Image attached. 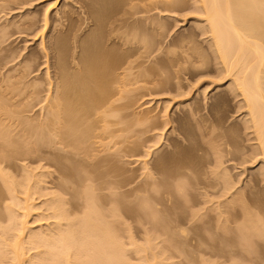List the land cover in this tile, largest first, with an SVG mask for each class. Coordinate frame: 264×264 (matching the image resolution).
Instances as JSON below:
<instances>
[{
    "label": "bare ground",
    "instance_id": "obj_1",
    "mask_svg": "<svg viewBox=\"0 0 264 264\" xmlns=\"http://www.w3.org/2000/svg\"><path fill=\"white\" fill-rule=\"evenodd\" d=\"M10 2L0 0V7L10 6ZM28 2L15 6L19 13ZM44 2L42 32L49 27L53 11L56 18L62 15L58 5L54 6L60 0ZM193 2L192 11L197 14L194 30L179 38L178 45L175 39L166 53L176 56L168 58L169 65L183 71L189 65L192 71L196 70L194 73L207 69L209 52L215 59L214 81L201 84L202 78H197L194 84L201 85L193 93L196 97L202 94L204 105L214 116L210 125L202 117L208 127L205 123V135L203 131L200 135L207 139L213 157L208 163L211 167L202 174L196 159L193 163L196 147L191 158L190 150L186 155L180 149L183 143L180 145L179 137L193 143L183 129L185 121L199 123L205 107L200 101L192 106L188 103L190 98L173 106L175 111L188 108L185 120L168 114L167 122L173 125L170 133L162 136L175 137L169 140L171 149L167 156L156 158L160 145L152 152V165L145 162L146 178L152 179L151 184L130 189L128 183L122 185L120 180L125 179L121 158L137 156L135 152L141 147L151 149L145 144L155 138L148 134L155 131L158 119L151 115L134 118L129 113L135 106L134 93L145 88L142 83L158 82L165 86V94L174 96L163 102L166 105L195 89L193 83L194 88L190 85L188 91L187 86L178 85L167 89L170 79L165 70L156 67L163 59L155 58L156 52L161 51L157 48L161 45L158 37L168 30V23L161 21L158 13L176 18L173 14L183 11L187 0H73L69 11L65 4V15L60 17L70 25L71 16H77L72 22L75 29L69 28L74 32L71 60L66 59L68 48L58 32L48 37V44L46 36H38L40 31L29 39L41 40L39 51L46 58L44 66L32 51L19 60L20 64L13 63L18 55L5 47L10 25L0 27V264H132L126 256L128 245L123 241V231L130 229L123 223V215L141 223L145 220L152 227L146 233L145 245L136 244L138 264H168L174 253L185 254L187 247L199 243L204 235L198 233H204L212 223L210 228L214 231L232 233L234 251L237 246L248 257L256 250V241L264 243V0ZM9 12L17 13L15 8ZM32 15L22 16L13 25L31 29L37 24L36 15ZM58 26L63 30L55 22L49 27L50 33ZM198 36L207 40V52L199 47ZM174 46L181 53L176 54ZM40 70H45L41 77ZM210 86L213 89L209 90ZM213 90L214 103L209 104ZM231 101L237 103L236 113H241L239 131L249 143L247 151L240 146L244 139L238 138L243 133L239 135L238 129L226 127L228 121L219 117V110L227 108ZM116 146H121L117 153L111 151H118ZM225 158L232 166L239 162L236 169L251 165L259 166L258 171L249 182V178L245 179L247 182L235 179L232 170L225 166ZM246 169L240 171V176ZM133 182H129L130 186ZM123 187L128 190L121 192ZM148 187H152L154 195L148 194ZM191 189L196 193L190 195H196L192 199ZM188 199L194 200L191 206ZM187 203L186 216L181 213L185 217L176 218L177 209ZM36 223L37 227L31 226ZM214 231L211 234L215 238ZM193 233L197 237L191 239ZM135 242L129 243L134 246ZM167 243L170 245L165 247ZM243 257L240 259L249 263ZM249 258L251 263L254 259Z\"/></svg>",
    "mask_w": 264,
    "mask_h": 264
},
{
    "label": "rangeland",
    "instance_id": "obj_2",
    "mask_svg": "<svg viewBox=\"0 0 264 264\" xmlns=\"http://www.w3.org/2000/svg\"><path fill=\"white\" fill-rule=\"evenodd\" d=\"M9 2L10 1H12V0H8ZM23 0H21V1H19V0H17V1H12V2H10L9 4H10V6H5L4 8L3 7H0V27H3V26H8V25H10L9 26V28H7L8 30H7V32L9 33L8 34V39L7 40H9V41H7L6 43H8V44H6V46L5 47H7V50H9V52H10V50L12 51V52H14V53H16V55H18L17 56V59H18V62L15 60L13 63H17V65L18 64H20L21 62L20 61H22L23 59H24V57H28V55L30 54L29 52H34V53H36V55L38 56L37 57V62H39V64L40 65H43L44 66V64H45V56L43 55V54H40L41 53V51H39L41 48L39 47V44H40V42H41V40H39V41H31V40H29V39H32V35H34L37 31L39 32V35L38 36H46V42H47V44H48V40L50 41V37L52 36H56V34H57V32H58V34H59V39H61V42H63V39H64V41L66 42V48H68L67 49V55H66V59L68 58V60L70 59L71 60V55H72V47L74 46V44H73V38H74V36H73V34H74V32L72 31V30H74L75 29V27L73 26V24H72V22H73V20L77 17V16H75V15H72L71 16V23H70V25H69V23L67 22V20L66 19H64V21L60 18L61 16H64L63 15V11L62 10H64V6H65V4H67L66 2H64L65 0H60V3L58 2L56 5H54V6H57L58 5V8H59V10H60V12H62V15L60 16V17H57L56 18V16H55V11H53L52 13H51V17H50V23H52V24H55V22H56V25H59L60 24V27L61 26H63L64 25V22H67V23H65V25L63 26V30L61 29V28H59V26H58V29L56 30V31H54L53 33H50V30H49V27H50V25H52V24H48L49 25V27L47 26V28H46V30L45 31H43L42 32V30H43V28H44V21H43V19H44V14H45V7H46V3L47 2H44V1H46V0H24L23 2H30V4L32 5L33 4V6L31 7V5H28L29 4V2H28V4H27V6H29V7H27L26 6V8H24V12L22 11V10H20L21 11V13H19V11H18V9H16V7H18V5H20L21 3H23L22 2ZM16 2V3H15ZM33 2V3H32ZM71 2H73V0H70V2L68 1V6H69V8H67L66 9V11H69L70 10V6H73V4L74 3H72L71 4ZM194 2H193V0H187V6H186V8L183 10V11H177V13L176 14H173L174 16L176 15V18H172V17H167V16H163V15H165V14H163V13H165V12H159L158 13V18L159 19H162L161 21H164V22H166V23H168L167 24V26H168V30H166L167 32H165V33H163V35L160 37H158V42L162 45V47H161V45L160 44H158V45H160V46H158L157 48H160V50L163 52H161V51H159L158 53L156 52V54L158 55H156L155 56V58L157 57V59H163V62H164V64H163V62H162V64H159V65H157L156 67H159V69L160 70H165L166 71V75H167V77H169V79H170V85H168V86H166L167 87V89H169V88H171V87H174V86H176L177 87V85L178 86H181V87H183V88H186V86H187V91H188V88L189 87H191L192 86V83L194 84V82L195 81H197L199 78L203 81H201V84L202 83H206V82H212V81H214L213 79L216 77L215 76V71L217 70V67H216V63H215V59L213 58V56H212V53L211 52H209V54H211V57H209V66L207 67V69H199V72L200 73H198V70H197V72H193V71H196L195 69L192 71V68L189 66V65H185V67L187 66V69L185 68L184 70H186V71H183V69L181 68H179V67H176V69H175V67L172 65V63L169 65V63H168V58H176V56L175 55H173L172 56V54L171 55H168L167 53H169V49H171V48H169V45H172L173 46V44H174V42H175V44L177 43V41L179 42V38H181V37H183V36H187L188 35V33L191 31V30H194V29H192V28H194V26H195V21H194V19L195 18H197V14H195L193 11H192V8L194 7L193 4ZM8 4V3H7ZM8 4V5H9ZM71 4V5H70ZM16 6V7H15ZM193 6V7H192ZM25 7V6H24ZM2 8V9H1ZM15 8V10H16V14H14L15 12H9L10 11V9H14ZM69 9V10H68ZM2 10H3V12H2ZM5 10V11H4ZM73 10V9H72ZM75 11H77V9L75 8L74 9ZM161 11V10H160ZM9 13V14H8ZM5 14H8V16H4ZM26 14H33L32 16H34L35 17V15H36V19H35V21H36V25L35 26H32L31 27V29H28L29 27L28 26H26L27 27V29L25 28V27H20V29L17 27L16 28V26L15 25H13V24H15V22L16 21H19V19L21 20V18H22V16H24V15H26ZM35 14V15H34ZM168 15H172V14H170V13H168ZM160 16V17H159ZM59 18L61 19L60 21H59ZM58 19V20H57ZM66 20V21H65ZM76 20V19H75ZM75 20H74V22H75ZM58 21V22H57ZM59 23V24H58ZM12 24V25H11ZM75 25V24H74ZM181 25H183V26H181ZM69 26V27H68ZM71 26V27H70ZM76 26V25H75ZM170 27V28H169ZM72 28V30H70V29ZM69 30V31H68ZM49 32V33H48ZM56 32V33H55ZM66 32V33H65ZM71 32V33H70ZM57 34V35H58ZM164 34H165V36H164ZM51 35V36H50ZM73 36V37H72ZM49 37V38H48ZM63 39H62V38ZM176 39V40H175ZM197 43H199V47H201V49L203 50V49H205V51L207 52L209 49H208V44L206 43L207 42V40L205 39V38H203V36L201 37V36H198L197 38ZM175 40V41H174ZM205 40H206V42H205ZM161 41V42H160ZM174 41V42H173ZM31 42H33L32 43V45L30 44ZM64 42V43H65ZM172 42V43H171ZM63 43V44H64ZM68 44V45H67ZM73 44V45H72ZM176 45H178V44H176ZM64 47V48H65ZM175 47L177 48V49H175ZM26 48V49H25ZM65 48V49H66ZM167 48H169V49H167ZM176 50L177 51V53L176 54H178V53H181V51L178 49V47L177 46H174V48L172 47V50ZM168 50V51H167ZM66 51V50H65ZM69 51V52H68ZM166 51H167V53H166ZM178 51H180V52H178ZM29 53V54H28ZM159 53H161V54H159ZM22 54V55H21ZM68 56V57H67ZM170 56V57H169ZM210 56V55H209ZM20 57V58H19ZM20 60V61H19ZM67 60V61H68ZM151 60H153V59H151ZM165 60V61H164ZM69 62V61H68ZM215 64V65H214ZM173 67H172V66ZM189 66V67H188ZM216 67V68H215ZM163 68V69H162ZM174 68V69H173ZM179 68V69H178ZM158 69V68H157ZM188 70V71H187ZM203 70V71H202ZM193 72L192 74H190V72ZM205 72V73H203V75H202V77H201V75L199 76V74H202V72ZM42 72V73H41ZM44 72H45V70H40L39 71V73H41L40 74V77L41 76H43L44 75ZM208 72V73H207ZM212 72V73H211ZM217 72V71H216ZM214 73V74H213ZM195 74H198V76L196 77V76H194ZM37 77H39V76H37ZM198 78V79H197ZM196 79V80H195ZM199 79V80H200ZM217 83V82H216ZM155 84V85H154ZM159 83L157 82H155V83H152V84H141L142 86L141 87H145L144 89H139L138 91H136L135 93H134V96L136 95V98L134 97V99H133V101L135 102V106H133V109L132 110H130V112H129V110H128V112L129 113H132L133 115H135L134 116V118H141V117H144V116H146V115H151V116H157L158 117V119L156 118V124H155V126H157V128L155 127V131H152L151 132V134H148L149 136H151L152 138L153 137H155V138H153L152 139V141H151V143L149 142V144L147 143V144H145V145H149V147L151 146V149L150 150H148L147 148L145 149V148H142L141 147V149L139 148L136 152H135V154L137 153V156H135V155H133V156H125L124 158H121V164L120 165H122V168H123V171H124V173H125V175H123L124 177H125V179L122 177L120 180H121V182L123 183L122 185H126V183H128L129 185H128V187L127 188H133V186L134 187H136V186H144V185H149V183L151 184V182L150 181H152V179H148V178H146V173H147V171H146V168H145V162H149L151 165H152V163L155 161V159H154V156H153V158H152V152L154 151V149L155 148H157V147H159L160 145H161V147L159 148V152L157 153V155H156V158L157 157H163L164 155L165 156H167V154H168V150H170L171 149V147L169 146V140H171L173 137H175L174 135L175 134H169V136L167 135L166 137H163V136H165V134L167 133V132H169L170 133V131H169V129L172 127V125L173 124H170L169 123V121L167 122V120H169V119H167L169 116H168V114L169 115H172L173 114V117H175V119L177 118V117H180V118H182V119H184L185 120V118H183V116H184V113L185 112H188V108H184V109H181L180 111L178 110H176L175 111V107H173L174 106V104H176V103H180V102H184V101H186V100H188V99H190L191 98V101H189L188 103L189 104H191L192 106H194L195 104H196V102L198 101V103H199V101H200V104L202 105V106H205L204 104V102L203 101H205L204 100V98H203V96H201V95H198L197 97H196V94L193 96V93H194V90H196V88H198V87H200V85H193V86H195V89H193L192 90V92L189 94V95H186V96H182L181 98L179 97V98H176V99H174L173 100V103H169V104H167L166 103V105L165 104H163V102H165V101H167V100H170L171 98H173L174 96H173V94H165V92L164 91H162V89H164L165 88V86L164 87H162L163 85L161 84H159ZM180 84V85H179ZM183 84V85H182ZM174 85V86H173ZM191 85V86H190ZM214 85V84H213ZM139 86V85H138ZM192 86V88H194ZM215 86V85H214ZM214 86H210V88H209V90H211V89H213V87ZM176 87H174V88H176ZM45 88V87H44ZM141 90V91H140ZM166 90V89H165ZM208 90V91H209ZM160 91V92H159ZM184 91H185V89H184ZM157 92V93H156ZM164 92V94H160V93H163ZM160 95H159V94ZM187 93V92H186ZM215 93V91L213 90L210 94H209V98H210V100H209V104H210V102H211V98H213L214 97V94ZM44 95H45V93H43ZM155 94V95H154ZM158 94V95H157ZM214 94V95H213ZM44 95H42V96H44ZM175 95V94H174ZM211 95H212V97H211ZM196 97V98H195ZM193 99V100H192ZM133 102V103H134ZM160 102V103H159ZM159 103V104H158ZM212 104L214 103L213 101L211 102ZM230 105V106H229ZM165 106H168V108L166 109L165 108ZM228 106H229V108H228ZM182 107V106H181ZM228 108V109H227ZM227 108L225 107V109H223V110H219L220 112H219V117H220V119L222 118V121L224 122V121H228V123H226L225 125H226V127H231L232 126V128H235L237 131H238V134L240 135V133L242 134L243 132L241 131H239V130H242V128H240V120H241V116H239L241 113H239V114H237L236 112H237V103L236 102H234V101H231V103L229 104L228 103V105H227ZM227 109V110H226ZM165 110L167 111L166 113H165ZM204 111V112H203ZM203 113L201 112V114L199 115V119H198V122L199 123H197V122H194V121H185L184 123V130H185V133L187 134V136L188 135H190V137H191V140H192V142L193 143H187V142H185V141H183L180 137H179V142H180V145H181V143H183L181 146H180V149H181V147H182V152L184 153V154H186V153H188L189 152V150H190V152L192 153H190L191 154V156H189L190 154L188 153V157L189 158H191L192 157V155H193V151H194V149H195V151H194V153H196L194 156H195V158H194V156L192 157L193 158V163L194 164H196L195 162V160L194 159H196L197 160V167L198 166H200V168H201V170H200V172H202V174H204L205 172L207 173V172H209V169L208 168H210L211 166H210V164L208 165V163L210 162V161H212V156H211V152L209 151V148H208V146L206 145V142L205 141H207V139H205V138H203L204 137V131L203 130H205L208 126H207V121H208V124L210 125V123H211V121H213V117L214 116H211V114L212 113H210L209 112V110L207 109V107L205 106V107H203ZM131 114V115H132ZM178 115V116H177ZM203 115V116H202ZM202 117H205V119H207V121L206 122H204L203 120H205V119H202ZM207 117H209V118H207ZM212 117V118H211ZM210 118L212 119V120H210ZM183 120V121H184ZM169 123V124H168ZM203 123H204V125H203ZM205 123H206V128H205ZM198 126H197V125ZM190 125V126H189ZM153 126H154V124H153ZM177 126V124H175V127ZM202 126V127H201ZM235 126H237V127H235ZM199 127V128H198ZM204 127V128H203ZM231 128V129H232ZM201 130V131H200ZM202 131H203V133H202ZM191 132V133H190ZM240 132V133H239ZM193 133V134H192ZM201 133L202 134H204V135H202L203 137H201L200 135H201ZM168 134V133H167ZM237 134V135H238ZM244 134V133H243ZM243 134L242 135H240V137L238 136V138H240L239 140H242V139H246V136H245V134H244V136H243ZM163 135V136H162ZM237 135H236V137H237ZM148 136V137H149ZM196 137V138H194V137ZM162 137V138H161ZM236 137H235V139H236ZM143 139H145V138H147V135L146 136H143L142 137ZM194 138V139H193ZM230 139V138H229ZM228 139V140H229ZM234 139V140H235ZM244 139V142H240V146H243V147H245L246 148V151L247 150H249L250 149V146H249V143L248 142H245L246 140ZM182 140V141H181ZM238 139H236L235 141H237ZM239 140L237 141L238 143H239ZM157 141V142H156ZM166 142V143H165ZM191 142V141H190ZM236 142V143H237ZM196 144V145H195ZM190 145H192V146H190ZM116 147H118V146H116ZM115 147V148H116ZM120 147L121 146H119L118 148H116V149H118V151H116L115 149H112L111 151H114L115 153H117V152H119V150H120ZM169 147V148H168ZM194 147H196V148H194ZM168 148V149H167ZM191 148V149H190ZM194 148V149H193ZM187 150H188V152H187ZM208 151V154L210 155H208L207 154V152H205V151ZM109 152V153H113V154H115L114 152ZM199 151V152H198ZM128 152H129V154H132V149H130V150H128ZM145 152H149L150 153V155H145L146 153ZM167 152V153H166ZM199 154H198V153ZM113 154H111V155H113ZM207 154V155H206ZM242 154V152L240 153V155ZM110 155V154H109ZM124 155V154H123ZM187 155V154H186ZM240 157V156H239ZM203 158V159H202ZM200 159V160H199ZM202 159V160H201ZM210 160V161H209ZM225 161L227 160L226 158L224 159ZM228 161V160H227ZM227 161L225 162V166H227L228 168H230L231 170H232V175L233 176H235V179H243V180H247L248 178H249V180H248V182L249 181H251L250 179H253V174H256L257 173V171H258V168H259V166L258 167H255V168H251L252 166L251 165H246L247 167H245V169L246 168H248V169H246L247 171H246V173L244 174V175H242V176H240V171H241V173L243 172V170H245V169H236V168H234V166L236 167V166H238L239 164V162H234V166H232V165H230L229 163L227 164ZM203 162V163H202ZM202 163V164H201ZM233 163V162H232ZM151 165H149V167L151 168ZM207 166V167H206ZM148 167V166H147ZM149 167H148V169H149ZM234 168V169H233ZM53 170V169H52ZM208 170V171H207ZM203 171H204V173H203ZM252 174V175H251ZM203 177V176H202ZM198 179L199 178H197V180L196 181H198ZM245 180V182H247ZM50 181V180H49ZM124 181V182H123ZM134 181V182H133ZM120 182V181H119ZM129 182H133V184H131V186H130V183ZM141 184V185H140ZM261 187H262V192L264 193V185L262 184L261 185ZM124 188V187H123ZM121 189L120 191L122 192V191H126V190H128V189H126V188H124V189ZM129 188V189H130ZM152 188V187H151ZM151 188L149 189V187L147 188V190H150L149 192H148V194L149 195H154L155 193H154V191L153 190H151ZM192 190V189H191ZM119 191V190H118ZM119 191V192H120ZM194 194L195 192L192 190V191H189V197H190V195L191 194ZM196 194V193H195ZM128 196V195H127ZM196 197V195H192L190 198L192 199L193 197ZM198 196V195H197ZM199 198H196V199H198V200H200V196H198ZM128 199V198H127ZM130 200H132L131 199V195H130V198H129ZM128 199V200H129ZM190 199H188V201H189ZM194 202V200H190L189 201V204L190 203H193ZM130 204V203H129ZM178 204V205H177ZM189 204L187 203V204H185L184 206H183V208H181V206H182V204H181V206H180V208L179 209H177L176 211H177V213H175V214H177V217H176V215L174 216L173 215V217H176V218H178L179 216L180 217H185L186 216V214H187V210L185 209V208H187V206H189ZM176 205L177 206H179L180 204L179 203H176ZM192 204H190V206H191ZM186 206V207H185ZM183 209V210H182ZM179 210H182V211H179ZM184 210H185V212H184ZM175 211V212H176ZM178 212H179V214H178ZM184 213V215L182 216V214ZM186 213V214H185ZM213 215V214H212ZM123 217L124 218H122L123 220V223H125L126 224V227H128L129 226V228L130 229H128V230H126V231H128L127 233H126V231L124 230L123 231V241H124V243H125V246L126 245H128L127 247H126V254H128V255H126L127 256V258H128V261H130V263H132V264H138L139 262V257H138V255H137V253H136V251H135V247L137 246V245H141L142 244V246H144L145 245V238L147 237V234H148V231L150 230H152V227H151V225H149V223H147L146 224V222H143V221H145V220H143L142 221V223L140 222H138L137 220H134L133 218H132V220H134V221H132L131 220V216H124L123 215ZM126 217V218H125ZM133 217V216H132ZM206 218H208V217H206ZM205 218V220H208V219H206ZM210 220V219H209ZM208 220V221H209ZM138 223V224H137ZM213 225H211L210 224V226L211 227H213L214 226V223H212ZM37 225H38V223H36V224H32L31 226L32 227H37ZM207 226V225H206ZM205 226V227H206ZM210 226H209V229H208V227H206V230L204 231V233H198V231L197 232H195V234H203L204 236V238L202 239V240H200L199 241V243H197V242H194L193 244H194V246L192 245V247L191 248H189V247H187L186 249L188 250H186V253L184 254V253H174V255L172 256V258L168 261V264H233V262H238V263H243V264H264L263 262V260H264V243L261 241H256L255 242V245H254V248L256 249L255 251H254V253H252V254H250L249 255V257H251V258H253L254 260L256 259H258V258H260V259H258L259 261H254V260H251L252 262L250 263V258L247 256V254L246 253H243L242 251H241V253H240V249H238V247L237 246H235V251H234V247L232 246V242H234V239H233V234L232 233H228V234H224V233H222V232H216V231H214V229L213 228H210ZM229 227H234V225H229ZM120 228L122 229L123 228V226L121 227L120 226ZM204 230V229H203ZM203 230H201L202 232H203ZM211 230L212 231H214L215 232V238H214V235H213V237H212V234H211ZM210 231V232H209ZM207 232H209V233H207ZM213 232V233H214ZM147 233V234H146ZM219 233V234H218ZM197 234V235H198ZM217 234V235H216ZM125 235V236H124ZM191 235H193L192 237H191V239L192 238H196L197 237V235H194V233L193 234H191ZM198 235V236H199ZM202 236V235H201ZM132 237V238H131ZM132 239V240H131ZM190 240V239H189ZM130 241H136L135 242V245L133 246H131L130 245ZM137 243H139V244H137ZM144 243V244H143ZM195 243H197V245L195 244ZM200 243H202V245L200 244ZM137 244V245H136ZM188 244H190L191 245V243H189V242H187V245ZM230 244V245H229ZM130 245V246H129ZM170 244L169 243H167V244H165V247H167V246H169ZM200 245V246H199ZM233 245H234V243H233ZM203 246V247H202ZM256 246V247H255ZM231 247H232V249H231ZM133 248H134V250H133ZM197 248H199L198 250H197ZM224 249V250H223ZM228 249V250H227ZM221 250V251H220ZM227 251H229V252H227ZM231 251H232V254H231ZM234 252H236V254L234 253ZM237 252H239V255L237 254ZM244 255H243V254ZM232 256H231V255ZM236 255V256H234V255ZM240 254H241V256L243 257H246V259L247 260H249V263H247L248 261H246L245 260V258H244V260H242V259H240V258H242L241 256H240ZM239 256V258H236V257H238ZM232 257V258H231ZM237 260V261H236Z\"/></svg>",
    "mask_w": 264,
    "mask_h": 264
}]
</instances>
